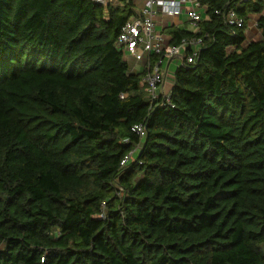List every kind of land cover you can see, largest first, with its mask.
Here are the masks:
<instances>
[{"label": "trees", "instance_id": "obj_1", "mask_svg": "<svg viewBox=\"0 0 264 264\" xmlns=\"http://www.w3.org/2000/svg\"><path fill=\"white\" fill-rule=\"evenodd\" d=\"M198 2L164 103L115 48L133 0H0V264H264V0Z\"/></svg>", "mask_w": 264, "mask_h": 264}, {"label": "built area", "instance_id": "obj_2", "mask_svg": "<svg viewBox=\"0 0 264 264\" xmlns=\"http://www.w3.org/2000/svg\"><path fill=\"white\" fill-rule=\"evenodd\" d=\"M90 1L103 5L109 0ZM142 3L143 7L139 11V15L129 17L121 27L115 48L122 51L126 61L132 60L133 63L138 64L137 69L133 70L132 67V72H143L141 82L150 99L169 103L170 91L163 90L164 83L167 79L173 80L175 69L183 62L194 63L202 46V40L200 37H196L183 39L178 45L165 44L162 33L156 30L154 17L158 14L168 17L185 14L191 32L198 33V24L203 19L204 8L198 0H142ZM187 5H189V10L185 12L184 7ZM215 13L217 14V12ZM225 20L229 25L243 27V21L238 19L232 9L226 10ZM131 131L140 138L145 135L144 128L140 125L132 127ZM128 157L124 159L123 163Z\"/></svg>", "mask_w": 264, "mask_h": 264}, {"label": "crops", "instance_id": "obj_3", "mask_svg": "<svg viewBox=\"0 0 264 264\" xmlns=\"http://www.w3.org/2000/svg\"><path fill=\"white\" fill-rule=\"evenodd\" d=\"M107 2L108 1H106V3ZM109 2L115 3V0H109ZM133 7H134V13L132 15H130L129 17L138 16L139 15V11L143 7L142 0H133ZM188 10H189V5H187V7H184V11L185 12L188 11ZM263 14H264V11H263ZM129 17H128V19H129ZM258 17H259V15L251 14L248 17L247 22L245 23V26H244L245 27V29H244L245 44H246L247 40L250 39V38H253V40L254 39L260 40L261 39L260 32L253 29L254 27L256 28V22L254 23V19H258ZM204 18H205V9L203 10V19ZM154 22H155L156 30L158 32L162 33L163 41H164L165 44H169V42H170L171 36L168 33V31L171 28L185 29L186 31H190L191 32V27H190V25L187 22V16L185 14L181 15V16H178V17H168V16H162V15L158 14V15H156V17H154ZM252 23H254V25H253L254 27H249V26L246 27L247 24H252ZM251 41H248V42H251ZM126 62H127L129 71L131 73H133L132 72V67H133V70L137 69L138 64L133 63L132 60L126 61ZM172 83H173L172 79H167L166 83H164L163 90L169 92L170 89H171ZM167 84L170 86L169 89H166V87H165V85H167Z\"/></svg>", "mask_w": 264, "mask_h": 264}, {"label": "rangeland", "instance_id": "obj_4", "mask_svg": "<svg viewBox=\"0 0 264 264\" xmlns=\"http://www.w3.org/2000/svg\"><path fill=\"white\" fill-rule=\"evenodd\" d=\"M256 21H257V19H254V23H255ZM254 23H252V24H247L246 27H247V26H249V27H254V26H253ZM253 29H254V30H257V28H255V27H254ZM257 31H258V30H257ZM251 40H252V41H258V39H254V40H253V38H250V39L247 40L246 44L249 43L248 41H251ZM252 41H251V42H252ZM165 87H166V89H169V88H170V86H169L168 84L165 85Z\"/></svg>", "mask_w": 264, "mask_h": 264}]
</instances>
